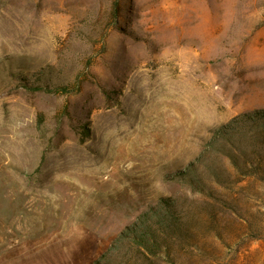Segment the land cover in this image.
I'll use <instances>...</instances> for the list:
<instances>
[{
	"label": "rangeland",
	"instance_id": "374dc122",
	"mask_svg": "<svg viewBox=\"0 0 264 264\" xmlns=\"http://www.w3.org/2000/svg\"><path fill=\"white\" fill-rule=\"evenodd\" d=\"M0 264H264V0H0Z\"/></svg>",
	"mask_w": 264,
	"mask_h": 264
},
{
	"label": "trees",
	"instance_id": "16d2710c",
	"mask_svg": "<svg viewBox=\"0 0 264 264\" xmlns=\"http://www.w3.org/2000/svg\"><path fill=\"white\" fill-rule=\"evenodd\" d=\"M35 89H43L44 87H42L41 85H37L36 87H34ZM256 114H258V112L256 113ZM246 116V114L245 115H242V116H239V118H243V117H245ZM260 118H262V116H259ZM98 262H100V259L99 260H97V263Z\"/></svg>",
	"mask_w": 264,
	"mask_h": 264
}]
</instances>
